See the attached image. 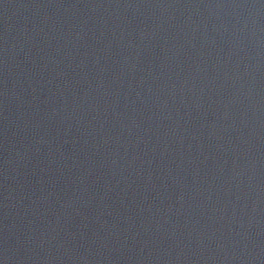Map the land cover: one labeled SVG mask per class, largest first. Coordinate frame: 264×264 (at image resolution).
Wrapping results in <instances>:
<instances>
[{
	"label": "water",
	"instance_id": "obj_1",
	"mask_svg": "<svg viewBox=\"0 0 264 264\" xmlns=\"http://www.w3.org/2000/svg\"><path fill=\"white\" fill-rule=\"evenodd\" d=\"M0 264H264V0H0Z\"/></svg>",
	"mask_w": 264,
	"mask_h": 264
}]
</instances>
